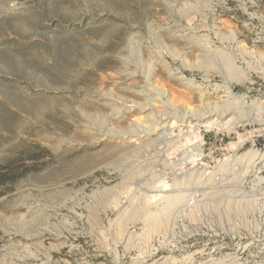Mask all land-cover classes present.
<instances>
[{
    "label": "rangeland",
    "instance_id": "rangeland-1",
    "mask_svg": "<svg viewBox=\"0 0 264 264\" xmlns=\"http://www.w3.org/2000/svg\"><path fill=\"white\" fill-rule=\"evenodd\" d=\"M236 72L248 79L237 82ZM226 85L243 97V123L172 119L167 140L137 138L157 112H214ZM261 103L264 0H0V173L32 166L0 182V264H183L234 254L251 237L235 210L202 212L215 236L182 241L179 230L152 234L138 190L154 172L170 185L198 168L201 183L217 182L219 162L263 151ZM186 149L188 162L175 166ZM256 239L243 264H264V237Z\"/></svg>",
    "mask_w": 264,
    "mask_h": 264
},
{
    "label": "bare ground",
    "instance_id": "bare-ground-1",
    "mask_svg": "<svg viewBox=\"0 0 264 264\" xmlns=\"http://www.w3.org/2000/svg\"><path fill=\"white\" fill-rule=\"evenodd\" d=\"M235 71L236 70H234L232 73H234ZM239 72H236L238 74L236 77L237 82L246 81L248 79L247 76L242 72ZM235 75L236 74H232V76ZM224 89L226 90V94L222 96V98H224V101L220 103V107H216L214 109V112H210L208 115H199V109L197 111H191L188 110V108H184V113L181 117L179 115L178 117L173 113L161 114L157 112V114H159L160 116H156V119L154 118V121L149 122V128L147 127L148 129H146L145 132L140 133L143 135L138 136L137 138L146 137L145 134L150 132L151 134L153 133L156 135V139L167 140L169 136L167 128L169 126V123L171 122L170 120L172 119L180 123L190 124L191 121L196 117L195 119L197 120V122L204 123L205 127L222 126L224 123L227 126L236 127L244 121V117L237 115V112H242L241 106L243 105L241 101L243 97L241 98L235 96L227 85L224 86ZM162 95H165L163 91ZM261 106L263 107L264 103L260 104V108H255H259L260 110H262ZM154 108L152 107V109ZM178 113L180 114V112ZM230 114L232 117L224 122L223 120ZM146 119L149 118L146 116L145 120L143 121L146 122ZM258 119L261 120V118ZM254 120L255 119H253L252 117V121ZM259 123H261V125H264V120H261ZM167 144L169 145V141ZM170 146L172 147L171 144ZM170 146L168 147L170 148ZM168 147H165L166 151L169 149ZM163 151L164 150H162V152ZM194 151L197 154H200V146L195 145ZM181 153L183 156H181V159L179 158L180 160L176 162V164L174 163L175 166L177 165L182 167L185 163L188 162L189 152L187 151V149L183 150ZM165 160H167V158ZM173 162L171 161V164ZM173 165L170 166L169 164H167V167L170 168V171L175 167ZM197 169L190 174L175 175L170 185L165 182L164 174L163 176H161V174L154 175V172L151 176V179L144 182L142 186V188L144 189L139 188L138 192L144 199L143 212H145L146 216L148 215V217L150 216L152 219L151 225L149 226L151 228V232L153 234L159 233V231H163L164 235H171L175 238V231L179 230L181 235L180 238L182 239V241H187V239L193 234H204L212 232L215 236L216 232L213 231L214 228L210 224L211 222L209 223L203 221L204 219H201L200 214H203L202 212H206L208 209L212 208L215 205L220 207L222 205H225L224 212L226 216H229V210H235L236 213L240 215V223L245 224V230H247V233L251 235L249 240L244 243H239L237 245L235 253L232 255H228L224 259H217L216 257H214V255H208L207 258L199 260L194 259V257H188L185 259V261H183V264H243L241 262V259L242 257H245V254L248 251L249 247L255 240H257L256 238L264 237V150H249L241 156H235L232 159H225L222 162H219L214 168L213 172H218L220 177L217 179V182L213 180L214 177H209L207 181L210 185H206L205 182L201 183L199 179L202 175V172ZM179 170L181 169L179 168ZM177 173L180 172L177 171ZM192 181L194 183H191ZM195 181L198 182L196 183ZM149 195H152L151 200ZM246 195L250 197L249 201L247 202V207L240 210L239 206L242 204H240V201L245 199ZM151 209H153L154 211ZM249 213L253 216L251 221L253 226L251 229L250 226L246 224ZM123 226L124 228H126V225L123 224ZM229 230L235 231L236 227L234 226Z\"/></svg>",
    "mask_w": 264,
    "mask_h": 264
},
{
    "label": "trees",
    "instance_id": "trees-1",
    "mask_svg": "<svg viewBox=\"0 0 264 264\" xmlns=\"http://www.w3.org/2000/svg\"><path fill=\"white\" fill-rule=\"evenodd\" d=\"M15 165H16L15 163L11 164V166H9V171H7L5 173H0V182H3L6 178L13 179V178L19 176V174H22L26 171H29V168L32 167V166L30 167V166H26V165L24 166L23 165L20 167L21 168L20 171L18 170L16 172H14L11 168ZM18 172H20V173H18Z\"/></svg>",
    "mask_w": 264,
    "mask_h": 264
}]
</instances>
